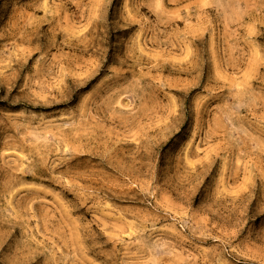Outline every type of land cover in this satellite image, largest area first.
<instances>
[{"label": "rangeland", "instance_id": "obj_1", "mask_svg": "<svg viewBox=\"0 0 264 264\" xmlns=\"http://www.w3.org/2000/svg\"><path fill=\"white\" fill-rule=\"evenodd\" d=\"M0 264H264V0H0Z\"/></svg>", "mask_w": 264, "mask_h": 264}]
</instances>
